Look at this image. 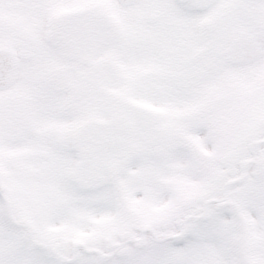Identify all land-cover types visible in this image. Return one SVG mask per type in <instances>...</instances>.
<instances>
[{
    "label": "snow or ice",
    "instance_id": "6c2138e0",
    "mask_svg": "<svg viewBox=\"0 0 264 264\" xmlns=\"http://www.w3.org/2000/svg\"><path fill=\"white\" fill-rule=\"evenodd\" d=\"M0 264H264V0H0Z\"/></svg>",
    "mask_w": 264,
    "mask_h": 264
}]
</instances>
